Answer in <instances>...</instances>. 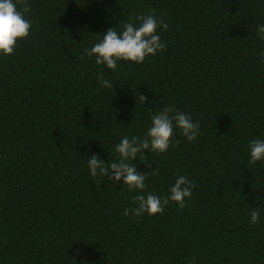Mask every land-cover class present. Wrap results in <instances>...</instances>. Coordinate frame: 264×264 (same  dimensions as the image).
I'll return each instance as SVG.
<instances>
[{
	"label": "trees",
	"instance_id": "obj_1",
	"mask_svg": "<svg viewBox=\"0 0 264 264\" xmlns=\"http://www.w3.org/2000/svg\"><path fill=\"white\" fill-rule=\"evenodd\" d=\"M28 3L29 35L0 53V264H264V159L248 162L249 142L264 140V0ZM147 14L168 24L156 32L165 50L114 71L80 59ZM166 106L200 131L189 142L174 129L167 151L126 161L149 173L144 190L90 176L88 157L118 162L114 146ZM181 175L195 185L182 210L123 214Z\"/></svg>",
	"mask_w": 264,
	"mask_h": 264
},
{
	"label": "clouds",
	"instance_id": "obj_2",
	"mask_svg": "<svg viewBox=\"0 0 264 264\" xmlns=\"http://www.w3.org/2000/svg\"><path fill=\"white\" fill-rule=\"evenodd\" d=\"M30 11L31 5L28 0H0V53L3 55L14 54L17 41L29 35L32 21L26 18V14ZM119 28L120 31L116 30L117 27L108 28L98 42L91 48L84 49L80 59L83 60L85 56L89 58L94 56L96 65H104L107 69L114 71L118 60L139 64L144 62L146 57L166 49V45L161 43V38L156 32L157 28L167 30L168 24L162 19L158 20L152 14L130 18L127 22L120 24ZM256 33L260 40L264 41V25H258ZM259 55L260 63L264 64V51H261ZM97 82L104 88H113L112 83L104 79L103 73L100 74ZM147 99L146 96L139 95L141 103L145 104ZM150 121L151 126L143 137L133 136L130 139L125 135L114 146V152L120 157L118 162L105 163L95 154L88 157L87 168L90 176L96 179L107 178L109 181L122 180L129 191H142L146 188L145 181L149 173L137 172L136 166L126 161L129 159L133 161L139 156L143 162L146 158L143 155L144 150L149 153L167 151L174 129L189 142L194 141L200 131V125L194 123L190 115L177 112L174 107L166 106L151 114ZM248 147L249 164H255L264 159V140L253 139ZM194 187V184L181 175L169 188L168 195L160 197L152 193L138 194L132 198L135 206L124 209L123 214L125 216L129 214L141 216L145 213L162 214L169 202H175L182 210L185 207L186 198L191 197ZM259 216L260 209L254 208L250 213V223L256 224ZM189 264H195V258Z\"/></svg>",
	"mask_w": 264,
	"mask_h": 264
}]
</instances>
